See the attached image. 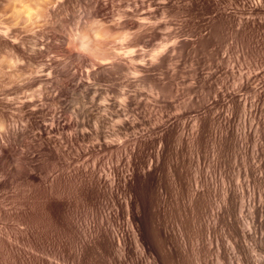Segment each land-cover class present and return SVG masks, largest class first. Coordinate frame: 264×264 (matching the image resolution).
<instances>
[{"label":"rangeland","instance_id":"obj_1","mask_svg":"<svg viewBox=\"0 0 264 264\" xmlns=\"http://www.w3.org/2000/svg\"><path fill=\"white\" fill-rule=\"evenodd\" d=\"M98 32L117 58L75 46L80 33ZM255 105L261 112L244 124ZM16 123L25 142L13 148L44 170L103 167L162 147L165 170L170 162L181 173L172 180L166 171L171 189L183 185V205L205 181L213 209L229 180L264 201L244 175L254 164L264 169V0H0V133ZM58 218V262L75 264Z\"/></svg>","mask_w":264,"mask_h":264},{"label":"bare ground","instance_id":"obj_2","mask_svg":"<svg viewBox=\"0 0 264 264\" xmlns=\"http://www.w3.org/2000/svg\"><path fill=\"white\" fill-rule=\"evenodd\" d=\"M99 36V32L90 36L80 33L73 42L102 61L117 58L120 53L106 50L109 43ZM124 108L126 111L127 103ZM110 109L107 106V112ZM260 112L258 105L244 112V124L249 114L252 117ZM54 122L60 124L59 119ZM7 125L1 126V132L4 127L10 130L0 133L4 135L0 138V264H59L55 245L60 235L58 216L67 253L75 264H264V201H256L241 185L237 189L229 179L223 182L224 201L213 209L211 184L205 181L204 191L192 194L187 207L180 203L183 185L176 184L174 189L171 184L175 191L168 185V178L180 180L181 173L174 175L175 165L172 168L170 162L165 170L167 158L162 147L153 156L142 154L144 150L121 152L115 163L103 167L84 164L71 173L57 172L44 170L39 158L14 149L13 144L23 146L25 142L24 126ZM224 128L226 142L233 135L231 115L225 117ZM245 136H250L248 131ZM244 175L249 185L251 181L258 184L264 194L261 166H249ZM246 210L251 211L250 218L237 217ZM52 214L58 215L56 222ZM44 215L50 219L49 234L45 233L49 228L43 227ZM222 225L224 235L219 234Z\"/></svg>","mask_w":264,"mask_h":264}]
</instances>
